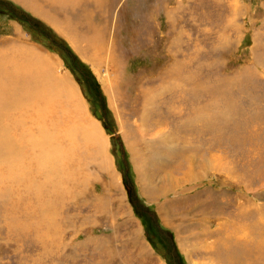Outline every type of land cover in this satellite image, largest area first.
Masks as SVG:
<instances>
[{
	"label": "rangeland",
	"instance_id": "obj_1",
	"mask_svg": "<svg viewBox=\"0 0 264 264\" xmlns=\"http://www.w3.org/2000/svg\"><path fill=\"white\" fill-rule=\"evenodd\" d=\"M0 102V264H264V0H0Z\"/></svg>",
	"mask_w": 264,
	"mask_h": 264
},
{
	"label": "bare ground",
	"instance_id": "obj_2",
	"mask_svg": "<svg viewBox=\"0 0 264 264\" xmlns=\"http://www.w3.org/2000/svg\"><path fill=\"white\" fill-rule=\"evenodd\" d=\"M45 1H48V0H45ZM50 1H56V2H59L60 4H62V5H65L66 3H68L69 2V0H50ZM73 1H71L70 2V4L72 3ZM87 22V24L85 25L86 27H88V30L90 31V33H92V36H89V38L90 39H92V41H87V42H89L88 44H93V45H95L94 47H97V46H99L98 48H100V49H102L103 50V48L104 47H101L102 45L104 46V44H103V42L102 43H99L98 41H96L95 39H94V36H98L97 34H99V32H100V30L95 26V25H93L91 22H89V21H86ZM71 36V39L72 40H74L73 39V36L72 35H70ZM92 37V38H91ZM75 41V40H74ZM40 75H39V77H40V79H43L45 82H46V80H47V76H46V73H44V72H40L39 73ZM49 78V77H48ZM49 80V79H48ZM51 81V80H50ZM53 83H54V81H52ZM18 84L20 85V90H19V93H21L23 96H35V94L32 92V87H30V86H28V84H27V82L26 81H24V79L23 78H20V81L18 82ZM50 85V84H49ZM53 85V87H54V84H52ZM10 86V85H9ZM51 86V85H50ZM57 87V86H56ZM53 90V89H52ZM6 91H7V89H6ZM54 92V91H53ZM38 95H40L39 94V92H37L36 93V96L37 97H39ZM57 95V94H56ZM43 96V95H42ZM52 96H54V95H52ZM41 97V96H40ZM58 97V96H57ZM148 98H150V97H148ZM147 98V99H148ZM155 97L153 96V98L152 99H154ZM75 100H77V98L75 99ZM150 100V99H149ZM1 103V102H0ZM44 104H47V103H45L44 102ZM46 106V105H45ZM50 106V105H49ZM65 106V105H64ZM50 108H51V106H50ZM62 108V107H61ZM65 108V107H64ZM40 109V108H39ZM52 109V108H51ZM55 109H56V107H55ZM5 132H6V130H5ZM4 131H0V156L1 157H3L6 161L8 160V161H11V160H13L14 159V157H13V155L12 154H15V152H18V151H20V148L18 147V146H16L17 144L15 143L16 141L11 137V136H8V135H6V133H5ZM94 132V131H93ZM9 133H11L12 134V136H14L13 135V133L12 132H10L9 131ZM91 134H93V133H90V131H89V133L87 132V136H92ZM189 160V159H188ZM13 164V163H12ZM3 177H1V179H2ZM187 178V177H186ZM0 179V180H1ZM169 187V186H168ZM12 208V207H11ZM12 227V230L13 231H15V232H18V230H21V228L23 227L22 225H11ZM236 229H237V232H238V236H236L239 240H241V241H243V239H242V237L241 236H247V238H249L252 242H254L253 244H249V249H246L247 247H242V246H240L239 245V250H240V253H244V252H246V251H248V252H251L252 253V250L255 252L256 251V243H258V242H256L255 240H256V238H254L253 236V238H251L250 237V235H249V233L246 231V229L244 228V226H242V225H237L236 226ZM249 229V228H248ZM11 230V231H12ZM252 233L251 234H253V229H252V231H251ZM17 234V233H16ZM230 234V233H229ZM254 235V234H253ZM224 236V235H223ZM233 237H235V236H233ZM224 238V237H223ZM230 239V238H229ZM224 240H225V238H224ZM229 241V240H228ZM238 241V240H237ZM249 241V240H248ZM230 242V241H229ZM245 242H246V238H245ZM240 243V242H239ZM251 243V242H250ZM241 244V243H240ZM245 244V243H244ZM259 244V243H258ZM235 247V246H234ZM239 253V254H240ZM238 258H239V255L237 256ZM236 258V264H242V262H241V259L239 258ZM244 262H245V260H244Z\"/></svg>",
	"mask_w": 264,
	"mask_h": 264
}]
</instances>
